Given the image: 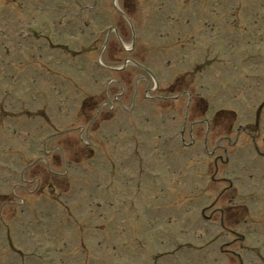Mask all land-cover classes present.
<instances>
[{"label": "rangeland", "instance_id": "374dc122", "mask_svg": "<svg viewBox=\"0 0 264 264\" xmlns=\"http://www.w3.org/2000/svg\"><path fill=\"white\" fill-rule=\"evenodd\" d=\"M0 115V264H264V0H0Z\"/></svg>", "mask_w": 264, "mask_h": 264}]
</instances>
